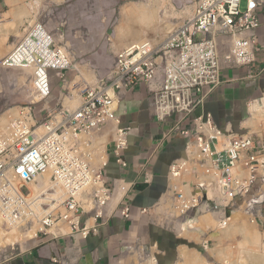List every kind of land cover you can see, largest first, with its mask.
I'll return each instance as SVG.
<instances>
[{"label": "built area", "instance_id": "built-area-1", "mask_svg": "<svg viewBox=\"0 0 264 264\" xmlns=\"http://www.w3.org/2000/svg\"><path fill=\"white\" fill-rule=\"evenodd\" d=\"M179 3L189 6L191 14L165 41L157 43L149 38L125 48L118 54L110 80L87 88L77 109L62 104L51 112L48 121H36V109L52 97V74L64 78L75 67L71 53L59 46L46 24L36 23L30 31L36 30L30 43L24 38L17 44L19 50L4 59L1 68L33 67V92L40 95L11 123L9 135L0 134V221L6 226H21L26 231L38 222L59 229L62 214L49 204L41 205L30 187H40V178L46 175L52 184L63 182L68 212L63 221L68 229L57 235L41 230L39 239H87L91 233L98 234L101 224L116 212L126 220L131 218L127 203L131 186L108 176L104 136L113 127L111 154L121 168L127 169L123 154L129 148L131 128L121 125L119 103L124 91L142 83L148 86L157 119L178 115L171 133L187 141V157L170 166L172 187L156 206L155 211L163 214V223L176 222L196 211L214 213L221 227H227L231 215L245 204L250 205L246 210L252 214L253 223L261 219L264 138L223 131L210 113L194 119L193 115L221 86L225 68L248 67L256 62L257 52L264 49L256 35L262 24L264 0ZM17 54L22 55L21 64H15ZM104 146L105 158L99 161ZM189 172L195 173L193 186L184 181ZM143 177L146 184L153 182L150 172ZM53 192L52 187L39 195L44 199ZM56 203L58 200L51 204ZM54 262L58 263L56 259Z\"/></svg>", "mask_w": 264, "mask_h": 264}, {"label": "crops", "instance_id": "crops-1", "mask_svg": "<svg viewBox=\"0 0 264 264\" xmlns=\"http://www.w3.org/2000/svg\"><path fill=\"white\" fill-rule=\"evenodd\" d=\"M57 1L49 0V6L57 4ZM119 1L96 0L99 9L113 7ZM22 2L24 0H8V2L5 0L4 5L11 8L7 13H32L34 16L36 15L37 20L40 14L38 9L41 0L34 1V5L29 7L32 10L23 7ZM132 4L140 6L138 3ZM52 14L53 11L49 9L45 20H50ZM260 18L262 24L256 35L259 37L260 45L263 46L264 9H260ZM123 20L122 23L125 21ZM28 24L31 23L28 21ZM47 26L53 31L48 22ZM119 27L117 33L119 37H122ZM138 30L142 31L141 35L138 34L137 29H134L131 31L133 33L126 36L130 37L132 42L138 40L140 42L144 31ZM77 57L79 56L75 58ZM221 78V86L210 96L204 108L195 112L193 119L210 113L213 115L216 125L223 131L230 132L235 136L252 135L257 139H263L264 49L257 52L256 62L252 65L225 68L222 71ZM77 92L81 99L79 88ZM150 96L148 86L142 83L136 85L133 89L124 91L119 103L118 115L121 125L131 128L129 148L123 154L125 161L128 163L127 169L121 168L116 158L111 154L114 139L113 127L104 136L108 144V176L112 180L122 179L131 186V194L127 199L132 213L131 218L126 220L120 212H116L107 222L101 224L98 234L91 233L87 239L73 241L69 237L43 238L36 248L16 255L8 264H117L118 262L121 264L127 258L124 255L127 247H144L150 249L152 254L156 250L158 256L167 253L170 255L177 253L178 255L179 236L171 230L169 226L171 223H163V214L155 210L157 204L168 195L172 187L170 166L176 160L187 157V141L179 134L171 133L172 128L179 120V116L174 114L163 121L158 120L150 106ZM104 152L105 146L100 151L99 161L100 157L105 158ZM146 172L153 175L151 184H146L144 181L143 175ZM184 181L193 186L195 173H187L184 176ZM144 210L147 212L142 213ZM191 222L188 223L191 225ZM258 223L264 232V204L261 219ZM92 226H95V223ZM67 227V225L64 226V232L68 229ZM33 239L28 240L32 241L30 247L39 242V237H36L34 241ZM54 259L58 263L54 262Z\"/></svg>", "mask_w": 264, "mask_h": 264}, {"label": "rangeland", "instance_id": "rangeland-1", "mask_svg": "<svg viewBox=\"0 0 264 264\" xmlns=\"http://www.w3.org/2000/svg\"><path fill=\"white\" fill-rule=\"evenodd\" d=\"M4 1L5 0H0V21L16 23L14 20L18 18V14L12 16L7 13L11 8L10 6L6 7ZM34 1L35 0H24L22 5H24L23 7L25 8H29L34 5ZM58 1L57 4L50 7L49 0H41L38 9L40 13L38 19L36 20V15L34 16V14L31 16L32 18L30 17V19L27 20L23 17L22 23H24L20 35H11L7 44H4L5 46L1 41L0 33V45H3L0 46V48H4V50L0 51L1 60L12 51L14 45L24 36L26 28L29 25H34L36 21L37 23H44L46 25L48 22L52 26L53 33L58 40L59 46L66 48L75 60L74 66L78 68L73 67L72 70L67 71L64 74V78L52 74V97L46 104L39 105L36 109V121L40 122L50 120L51 112L59 109L62 104L67 108H70L72 104H74L72 102L79 103L77 106H80L81 99L78 96V88L80 89V95H82L87 88L97 86L102 82H107L113 77L116 70L118 54L132 43L139 42H132V39L128 36L125 38L118 36L117 28L121 25L123 20V9L132 3H138L140 6L145 5L151 8L154 7V3L157 0H120L115 6L103 7L102 9L98 8L96 0ZM6 2H8V0H6ZM242 7H245L244 2ZM164 8H160V11H163V13L159 14V20L160 16L161 20L158 21L159 23L157 25L155 24L151 27L137 26L136 24L132 25L130 31H132V29H142L144 31V35H142L143 37L140 42L149 38L155 39L157 43L165 41L170 32L183 23L191 14V8L184 4H178V0H170ZM49 9L53 11L52 17L50 20H45ZM20 16L23 15L20 14ZM29 20H31L32 24H28ZM130 42L132 43L129 44ZM76 56L79 57L75 58ZM32 71L33 70L0 68V130L3 125L1 120L6 114L11 116V111L18 110L20 116V114L24 112L23 109H26L30 103L38 101L40 95L33 92ZM71 97H73V99H70ZM75 107H71L70 109L73 110L78 108ZM262 114H264V112ZM210 216L213 218L211 220L214 223V227L210 226L206 228V225L204 226V224H206L205 220ZM191 221L194 222L192 223ZM188 222H191V225ZM258 222L259 220L255 223L252 222V214L245 215L242 210H236L234 214L231 215V221L228 223L229 227H231L230 238H225L220 228V222L214 213H199L195 211L181 220L169 222L171 223L169 225L171 230L179 236L177 248L178 255L177 253L174 255L167 253L158 256L156 250H154L153 253L154 256L158 258L159 263L157 264L183 263L182 254L186 250L198 251L210 264H223L220 260L219 249H230L231 244L243 242L244 238L240 234L242 228L248 227L264 236L262 227L259 226ZM185 225L189 226L187 228V233H184ZM2 228L0 230L5 233L13 232L12 228L8 226L3 225ZM20 231L22 233L21 242L19 241L14 245H7L0 248V264H8L16 255L36 248V246L40 244L42 239H39L38 243L30 247L32 243V241H28L30 240V236L23 235L28 232V230L26 229V231H24L20 229ZM190 234H192V236L189 237L188 235ZM34 240L35 238L33 241ZM206 243H208V247H206ZM182 248H184L183 253L181 250ZM136 251H141L145 254V257L137 256L134 258V264H152V257H148L150 250L144 247H134L132 251L127 250L126 254H124L127 258H125L124 262L121 264H133V259H129V256L131 252ZM117 264L120 263L118 262Z\"/></svg>", "mask_w": 264, "mask_h": 264}, {"label": "bare ground", "instance_id": "bare-ground-1", "mask_svg": "<svg viewBox=\"0 0 264 264\" xmlns=\"http://www.w3.org/2000/svg\"><path fill=\"white\" fill-rule=\"evenodd\" d=\"M168 2H170V0H159V1L157 0L154 3V7L155 8L151 7V6H150L151 8H149V7H146L145 5L144 6L143 5L136 6V5H133V4L129 5V6H126L123 9V13H122L125 21L123 20L124 22L119 27V32L122 35V37L133 33V32L130 31V28L132 27L133 24L134 25L136 24L137 26H147V27H151L152 25L154 26L155 24L157 25L159 23L158 21L161 20V16H160V20H159V14L161 13L160 8L161 9L164 8L165 5ZM15 3H17V2H15ZM158 10H159V12H158ZM19 11L21 12V10H19ZM19 11H17V12H19ZM15 12H16V10H15ZM11 14H15V13H11ZM21 15H23V16H20V13H18V18L16 20H14L16 23H13V22L6 23V22H3V21H0V33H1V41L3 42V45L5 43L7 44L8 40H9V37L11 35H13V34L20 35V33H21L20 31H21L22 25L24 23V22L22 23L23 17H25L26 20H27V19H30V17L33 14L32 13H29V14H24L23 13ZM8 18H10V17H8ZM29 22L32 24L31 20H29ZM35 25H36V23L34 25H29L26 28V33L24 34V36L22 38L19 39V42H21L25 38L24 40H28L25 43H30V38L34 34H36V33H34L36 30L30 32L31 28L34 27ZM137 32H138L139 35L142 34V31H140V30H137ZM133 40H136V39H133ZM19 42H17V44ZM136 43H134V44H136ZM138 43H140V42H138ZM17 44L14 45L12 51L8 55H6L4 58H2L0 60V68L2 66H4V59L6 57L14 54L17 49L19 50V46L18 45L20 43L18 45ZM3 45H0V46H3ZM2 50H4V48H2V49L0 48V51H2ZM1 54H2V52H1ZM16 58L17 59L15 61V64H21L22 55L17 54ZM75 68H77V66H75ZM25 70H33V67H32V69H25ZM70 99H73V97L70 98ZM70 104H72V103H70ZM77 105H76V103H74L72 105V107L74 108ZM70 110H72V109H70ZM73 110H75V109H73ZM18 113H19L18 110L17 111L13 110V111H11V116L6 114L2 118L1 122H3V125H2V128L0 130V134H7L8 133L7 135H9V133H10L9 129H10L11 123L15 119H19L21 117V114L19 116ZM0 125H1V123H0ZM101 159H102V157H100V161H101ZM40 179H41L40 180L41 186L39 187L37 185L35 186V185L32 184L30 186L31 189L37 194L36 195L37 199H39V202L41 203V205H43V203L49 204L52 209H55L56 213H58V214L61 213L62 214V217H63V220H64V218L66 217L68 212H66V208L64 207V202H63L66 199V194H67V192H65V188L62 185L63 182L60 181V180H57L55 183L52 184V182L50 181V175H46L44 177H41ZM51 186L53 188H55V192H53V194H48L49 196L47 198L41 199V196L39 195V193L40 192H42V193L47 192L48 189L52 188ZM64 192H65V194H64ZM54 200H56V201H54ZM57 200H58V203L51 204L52 202H57ZM247 206H250V205L245 204V205H243L240 208V210H242L245 213V215L246 214H250V212L246 210ZM237 210H239V209H237ZM42 213L46 214L44 212L43 208H42ZM211 219H213V218L210 216L207 220H205L206 224H204V226L206 225V228H208L210 226L214 227V223L212 222ZM45 220H48V218L45 219ZM63 220L59 223V229L56 228L57 225H52L50 228H46L44 223L39 224L38 222H36L35 225L33 227H31L30 229H27L28 232L24 233L23 235L30 236V239H33V238L38 237V233L41 230H48L49 234L57 235V234H59L62 231L64 232V226L66 225V222L63 221ZM40 221H42V219ZM0 224H1V228H2L3 225H5L1 221H0ZM20 227L21 226H13V228H12L13 232H10V233H5L2 230H0V248L1 247H5L7 245H14L16 242H19L21 240V238H22L21 234L22 233L20 231V229H21ZM188 227H189L188 225L184 226V233H187V230H188L187 228ZM220 228L223 231L225 238H230L231 227H229V225H227V227H221L220 226ZM188 234H189V232H188ZM240 234L244 238L243 242H239L237 240L239 243L231 244L230 245V249H228V248L219 249V256H220V260L222 261V263L223 264H264V242H263L264 236L261 233H258V232L254 231V230H251L248 227L242 228L240 230ZM188 236L190 237V236H192V234H190ZM206 247H208V243H206ZM128 249L131 250V251L134 250V248H132V247H131V249L130 248H128ZM181 250H182V253H183L184 248H182ZM137 252L138 251L131 252L130 257H132V259H133V257L136 258L137 256L145 257V254H143L141 251H139L138 253ZM146 255H148V254H146ZM148 257H150V258L152 257V259H151L152 261L150 260L152 264L159 263L158 262V258H156V256H154V254H152L151 252L149 253ZM182 258L184 260V261L182 260L183 263H179L178 262L177 264H210L201 255V253H199L196 250H186L182 254ZM233 258H235V259H233ZM132 263L134 264V259H133Z\"/></svg>", "mask_w": 264, "mask_h": 264}]
</instances>
